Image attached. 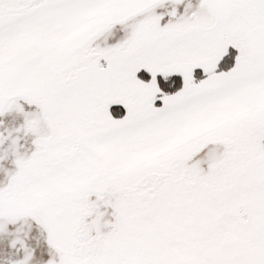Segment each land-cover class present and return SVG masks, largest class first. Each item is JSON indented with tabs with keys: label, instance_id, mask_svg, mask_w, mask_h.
<instances>
[{
	"label": "snow or ice",
	"instance_id": "obj_1",
	"mask_svg": "<svg viewBox=\"0 0 264 264\" xmlns=\"http://www.w3.org/2000/svg\"><path fill=\"white\" fill-rule=\"evenodd\" d=\"M0 264H264V0H0Z\"/></svg>",
	"mask_w": 264,
	"mask_h": 264
}]
</instances>
